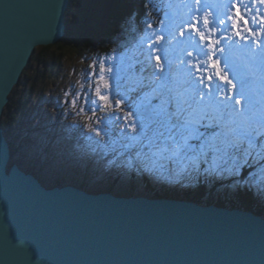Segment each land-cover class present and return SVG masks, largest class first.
Returning <instances> with one entry per match:
<instances>
[{
  "label": "water",
  "instance_id": "obj_1",
  "mask_svg": "<svg viewBox=\"0 0 264 264\" xmlns=\"http://www.w3.org/2000/svg\"><path fill=\"white\" fill-rule=\"evenodd\" d=\"M69 5L0 0V264H264V217L253 211L50 188L12 164L5 110L37 49L65 37Z\"/></svg>",
  "mask_w": 264,
  "mask_h": 264
},
{
  "label": "rangeland",
  "instance_id": "obj_2",
  "mask_svg": "<svg viewBox=\"0 0 264 264\" xmlns=\"http://www.w3.org/2000/svg\"><path fill=\"white\" fill-rule=\"evenodd\" d=\"M177 2L183 5L184 12L189 17L186 22L173 24L172 22L176 17L170 14L169 19L167 18L162 23L163 27L160 30L148 29L139 40L135 41V46L126 48L122 53H83L79 55L69 50L62 59L60 66L53 72V70H47L40 64L41 62L37 58L41 48L38 49L36 58L31 61L21 80V85H18L14 94L15 101H20L21 98L25 100L27 92L33 87L35 89L34 97L30 98V103L27 101L26 107L23 109L24 112H22L30 111L31 114L29 113L27 117L19 118L11 134L15 145L22 148L18 157L19 163L16 164L27 172L29 170L39 172L44 178L46 186L50 188L67 185L79 187L78 184L84 182L82 178L87 176V182L90 186L89 191L94 193L106 191L110 184L117 182L118 194L122 195V193L130 189L134 180L133 175L137 177L135 178L137 188H141L142 174L150 171L139 170L135 166V161H133V167L125 166L124 161L126 158H133L138 151L146 152L147 148L143 147L139 142V138L136 141H129L128 138L135 135L126 127L130 120L114 121L110 119V116L113 112L123 116L130 109V106L133 105L141 109L142 106L150 104L153 112L157 115L155 120L162 121L164 119V109L174 111L175 101L173 102L171 98L173 95L175 98L177 91L185 95H191V89L186 83V81L190 80L186 71L190 65L181 61L192 60L195 63L193 58L197 55L196 50L189 46L188 43L189 35L194 34L187 31V24L194 14L193 0H187V3H185V0H176V9L178 8ZM230 3L231 0H201L200 5L196 6L200 11L195 12V15L199 16L202 13L210 21L213 18L226 16L229 9L225 6L230 5ZM252 7L256 8L258 6L253 5ZM260 11L264 12V8H261ZM181 30L184 31L183 36L179 34ZM169 31L175 33L174 39L169 38ZM153 32L157 36H162L163 40L156 41V37L151 35ZM216 38V35H213V39ZM238 43L242 44L243 42L238 41ZM149 45H154V47L149 48ZM219 46L225 47V55L231 57L234 66V70L228 72L229 77L233 78L239 75L245 81L247 96L241 98V105L236 107L240 108L242 106L247 109L249 107V97L252 100V104L257 108L264 107V62H261L259 58H254L247 48L237 47L229 49L225 46L224 41H221ZM155 49H166L167 54L163 50L157 52ZM149 52H151L153 57L152 64H155L154 57L156 55L160 56L161 62L165 64V67H167V61H172V82H166L168 87L175 89L171 94H169L167 89L153 91L151 87L147 86L146 81L142 82L139 75L141 68L144 67L145 69L143 72L144 77L150 78V72L152 71L148 67L149 61L146 59V55ZM214 58L220 60L221 66L224 65V55L218 53ZM101 64L106 69L104 76L105 80L110 84V89L108 90L103 89V82L99 81L98 75H92L93 71L99 73ZM91 65H96L95 69ZM108 68L112 69L110 73L107 71ZM156 71L158 72L159 69H156ZM195 75H199V73H195ZM233 83L237 85L238 91L240 89V81L233 79ZM117 84H119L118 90L120 92L118 98L123 103L119 108H115L114 101L111 100L109 106L104 107L97 116L100 122L96 121L94 113L90 112L87 114L84 111H80L82 107L88 108V105L85 104L81 106L85 97L95 99L97 103L99 98L93 92L96 87L101 88L102 95H107L113 90H115V94ZM69 92H71L70 95L72 97L70 100L76 98L78 107L72 108L71 104H69L71 111L65 110V114H72L74 117L80 115V120L85 118L86 125L82 124L83 122L78 123L76 118L70 120L67 127L55 125L57 118L62 116V112L58 108ZM161 92L163 95H161ZM170 99L172 101L171 104L167 103ZM100 102L101 105L105 104L104 101ZM65 114L64 116H66ZM92 115H94L93 118ZM136 115L137 113L133 112V118ZM23 119H26V121L22 122ZM146 124L149 125L150 135L156 129L164 130L152 120H146ZM78 126L83 127L80 128ZM105 127L111 133L108 136L103 134ZM137 127L139 130V123ZM92 128L100 129L101 135L97 137L91 130ZM88 137H93V140H89ZM97 141H99L98 144L96 143ZM192 143H197V141H192ZM209 159L211 160V154ZM109 161H113V163ZM12 164H15L14 160H12ZM206 167H208V164L202 166V168ZM150 175L153 176L154 185L160 184L159 180H164L169 182L173 189L179 187L182 191H191L185 178L182 183H178L177 180L180 177L170 175L164 170L152 172ZM211 178L205 179L203 171H201L199 179L202 182L207 181L209 190L212 188V184L208 183ZM262 179L261 175L253 179L255 181L254 186H258L260 191H262ZM196 182L198 183L197 180ZM234 185L222 187L220 190L222 192L232 191ZM157 187L161 192H169L168 188L161 184L157 185ZM194 188L195 186L192 189Z\"/></svg>",
  "mask_w": 264,
  "mask_h": 264
},
{
  "label": "snow or ice",
  "instance_id": "obj_3",
  "mask_svg": "<svg viewBox=\"0 0 264 264\" xmlns=\"http://www.w3.org/2000/svg\"><path fill=\"white\" fill-rule=\"evenodd\" d=\"M200 3L201 0H193L194 14L187 24V31L194 34L189 35L188 43L197 52L193 58L195 63L192 60L181 61L190 65L186 69L190 80L186 83L191 89V95L177 91L174 111L164 109V119L153 121L164 130L156 129L150 135L149 125L146 124L149 118L147 108L140 111L134 105L130 106L123 116L113 112L110 119L130 120L126 127L135 135L130 136L129 141H136L139 138V142L147 148L146 152L138 151L133 158H126L125 166L133 167L135 161V166L139 170L150 172L164 170L170 175L180 177L178 183H182L184 178H194L199 181L201 171L205 179L217 176L223 178L227 175L235 178L233 183L238 187L251 190L255 183L253 178H258L259 173H264V163H262L264 162V107L257 108L252 104L250 97L247 109L242 106L236 107L241 105V98L247 96L245 81L239 75L229 77L228 72L234 70V66L231 57L225 55V47L219 45L224 41L229 49L247 48L254 58L264 62V12L260 11L264 8V0H247V3L244 0H231L230 5L225 6L229 9L228 14L213 18L211 21L202 13L199 16L195 15V12L200 11L196 7ZM253 5L258 7L253 8ZM148 27L150 28L151 25L149 24ZM179 34L183 36L184 31L181 30ZM151 35L156 37V41L163 40L162 36H157L154 32ZM213 35L217 38L213 39ZM168 36L174 39L175 33L169 31ZM237 38L243 43H238ZM153 47L154 45H149V48ZM162 50L167 54L166 49H155L157 52ZM218 53L224 55L223 66L219 59L214 58ZM146 59L152 71L150 78L144 77L145 69L141 68L139 75L142 82L146 81L147 86L153 91L167 89L169 94L175 91L174 88L168 87L173 77L172 61H167L165 67L160 56L156 55L155 64H152L151 52L146 55ZM91 67L95 69L96 65ZM156 69L159 71L157 72ZM105 71V66L101 64L99 73L93 71L92 75H98L99 81L103 82V89L108 90L110 84L105 80ZM107 71L110 73L112 69L108 68ZM233 79L240 81L238 91ZM118 89L119 84L114 95L111 92L102 95L101 88H95V96L105 102L101 108L108 107L110 100L114 101L115 108L122 105L123 101L118 98L120 96ZM171 102L170 99L167 103L171 104ZM65 103L75 107L77 101L73 98L70 101L66 100ZM85 104L88 105V111L96 113L95 99L85 97ZM133 112L137 113L135 118ZM201 127L212 131L206 135L205 131H201ZM91 130L97 137L101 135L100 129ZM103 134L108 136L111 133L105 127ZM88 139L93 140V137ZM96 143L98 144L99 141ZM109 162L113 163V161ZM204 164H208V167L202 168ZM245 168H256V171H249L247 178H243L242 172ZM261 189L264 190V185H261Z\"/></svg>",
  "mask_w": 264,
  "mask_h": 264
},
{
  "label": "trees",
  "instance_id": "obj_4",
  "mask_svg": "<svg viewBox=\"0 0 264 264\" xmlns=\"http://www.w3.org/2000/svg\"><path fill=\"white\" fill-rule=\"evenodd\" d=\"M175 4L176 0H70L66 14L65 37L54 46L41 47L37 59L41 62L42 67L54 72L60 66L62 59L69 50L79 55L83 53H122L126 48L135 46V41L139 40L148 29L160 30L163 27L162 23L167 18L169 19L170 14L176 17L175 12L177 9ZM185 17V14H179L177 20L183 22L186 19ZM149 24L151 25L150 28L148 27ZM37 51L32 60L36 58ZM19 85H21V82ZM16 89L11 95L10 102L5 110L3 128L11 143L12 160H14V163H19L18 157L22 148L15 145L11 134L14 131L16 121L24 112L23 109L26 107L27 101L32 97L34 87L27 93L26 101L24 98H21L20 101H15L14 94ZM171 99L173 102L175 101L174 95ZM216 130L218 131V129ZM201 131H205L207 135L212 129L205 130L201 127ZM169 167L175 166L169 165ZM249 171H256V168L243 169V178H247ZM28 172L35 174L46 185L44 178L39 172L35 170H29ZM149 173L151 174L152 172L142 174L140 189L137 188L135 181L137 177L133 175L134 180L130 189L122 193V195L118 194L117 182L110 184L106 191L115 194L117 192L119 196L165 197L171 194L179 198L190 199L199 204H216L253 211L264 217V190L260 191L258 186H253L251 190L244 189L236 184V186L234 185L233 181L235 178L225 175L223 178L219 176L212 177L208 181V183L212 184L210 190L207 181L202 182L199 179L197 183L194 178H185L191 191H182L179 187L173 189L169 182L159 180L161 185L168 188L169 192L164 193L158 190L157 185L160 184H153V176ZM259 175L263 177L262 185H264V173H259L258 177ZM82 179L84 182L78 184L79 187L88 190L90 187L87 182L88 177L86 176ZM231 185H234L232 191L222 192L220 190L222 187H231ZM192 186H195V188L192 189Z\"/></svg>",
  "mask_w": 264,
  "mask_h": 264
},
{
  "label": "flooded vegetation",
  "instance_id": "obj_5",
  "mask_svg": "<svg viewBox=\"0 0 264 264\" xmlns=\"http://www.w3.org/2000/svg\"><path fill=\"white\" fill-rule=\"evenodd\" d=\"M35 90V89H34ZM34 90H33V92H32V96L34 97V95H35V92H34ZM93 92H95V91H93ZM28 93V92H27ZM71 92H69V94H67V97H66V99L65 100H62L61 101V106H59V108H58V110L60 111V112H62V116L59 118H57V122L55 123V125H63V127H67L68 126V123H69V121L70 120H72L73 118H76V121L79 123V122H83L82 124H85V118H81V120H80V115H76L75 117L72 115V114H65V110H67L68 112H70L71 110V108H69V104H66L65 103V101L66 100H70L72 97H71ZM30 100V99H29ZM28 100V102L30 103V101ZM85 104V100H83L82 101V104H81V106L82 105H84ZM85 105H87V104H85ZM97 105V106H96ZM96 107H97V111H96V113H94V115H96V117H95V119H96V121H99L100 122V119H98L97 118V116L100 114V112H102V110L104 109V107L103 108H101V102H100V100H98L97 101V103H96ZM103 105V104H102ZM72 106V105H71ZM78 106H77V103H76V105H75V107H73L72 106V108H77ZM80 109H84V112H86L87 114L88 113H90V111L88 112V108H86V107H82V108H80ZM32 112V111H31ZM83 112V111H82ZM29 113H30V111L29 112H25V113H22L21 114V116H20V118H22L23 116L24 117H27L28 115H29ZM31 114V113H30ZM64 114L66 115V116H64ZM94 115H92V118H93V116ZM24 121H26V119H23L22 120V122H24ZM79 125V124H78ZM86 125V124H85ZM78 127H83V126H78Z\"/></svg>",
  "mask_w": 264,
  "mask_h": 264
},
{
  "label": "bare ground",
  "instance_id": "obj_6",
  "mask_svg": "<svg viewBox=\"0 0 264 264\" xmlns=\"http://www.w3.org/2000/svg\"><path fill=\"white\" fill-rule=\"evenodd\" d=\"M68 129V128H67ZM35 175V174H34ZM42 182V181H41ZM199 204V203H198ZM201 205H204V204H201ZM209 205H216V204H209ZM230 208H233V207H230ZM255 213V212H254ZM258 215V214H257ZM261 216V215H260Z\"/></svg>",
  "mask_w": 264,
  "mask_h": 264
}]
</instances>
